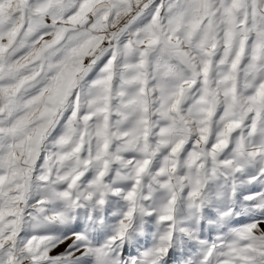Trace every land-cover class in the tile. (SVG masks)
Here are the masks:
<instances>
[{
  "label": "snow or ice",
  "instance_id": "1",
  "mask_svg": "<svg viewBox=\"0 0 264 264\" xmlns=\"http://www.w3.org/2000/svg\"><path fill=\"white\" fill-rule=\"evenodd\" d=\"M0 264H264V0H0Z\"/></svg>",
  "mask_w": 264,
  "mask_h": 264
}]
</instances>
